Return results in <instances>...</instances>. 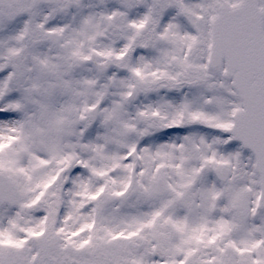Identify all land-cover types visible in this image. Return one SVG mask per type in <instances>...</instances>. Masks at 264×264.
<instances>
[{
    "label": "snow or ice",
    "instance_id": "6c2138e0",
    "mask_svg": "<svg viewBox=\"0 0 264 264\" xmlns=\"http://www.w3.org/2000/svg\"><path fill=\"white\" fill-rule=\"evenodd\" d=\"M0 264H264V0H0Z\"/></svg>",
    "mask_w": 264,
    "mask_h": 264
}]
</instances>
